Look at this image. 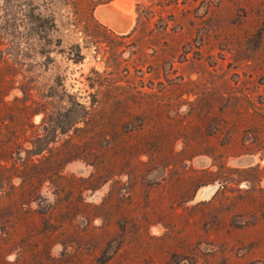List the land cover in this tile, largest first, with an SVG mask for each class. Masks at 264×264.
Masks as SVG:
<instances>
[{
  "label": "rangeland",
  "instance_id": "374dc122",
  "mask_svg": "<svg viewBox=\"0 0 264 264\" xmlns=\"http://www.w3.org/2000/svg\"><path fill=\"white\" fill-rule=\"evenodd\" d=\"M124 1L0 0V264H264V0Z\"/></svg>",
  "mask_w": 264,
  "mask_h": 264
},
{
  "label": "bare ground",
  "instance_id": "6f19581e",
  "mask_svg": "<svg viewBox=\"0 0 264 264\" xmlns=\"http://www.w3.org/2000/svg\"><path fill=\"white\" fill-rule=\"evenodd\" d=\"M122 0H120V2H121ZM124 1V0H123ZM125 2V1H124ZM115 3L118 5L119 4V2H116L115 1ZM121 3H123V2H121ZM120 5H122V4H120ZM124 5V4H123ZM126 9V8H125ZM97 14H98V12H97ZM99 16V15H98ZM128 18H130V17H128ZM109 23V22H108ZM110 24V23H109ZM213 192V188L211 187V186H206V187H203V188H201L200 190H199V192H198V194H197V197H202V198H204L205 196H207L208 197V195L209 194H211Z\"/></svg>",
  "mask_w": 264,
  "mask_h": 264
}]
</instances>
